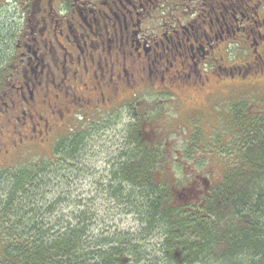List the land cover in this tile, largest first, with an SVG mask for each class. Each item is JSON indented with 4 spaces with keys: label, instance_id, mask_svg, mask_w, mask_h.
Here are the masks:
<instances>
[{
    "label": "flooded vegetation",
    "instance_id": "1",
    "mask_svg": "<svg viewBox=\"0 0 264 264\" xmlns=\"http://www.w3.org/2000/svg\"><path fill=\"white\" fill-rule=\"evenodd\" d=\"M263 99L264 0H0V170L127 116L156 163L212 164L170 185L201 213L263 129Z\"/></svg>",
    "mask_w": 264,
    "mask_h": 264
},
{
    "label": "trees",
    "instance_id": "2",
    "mask_svg": "<svg viewBox=\"0 0 264 264\" xmlns=\"http://www.w3.org/2000/svg\"><path fill=\"white\" fill-rule=\"evenodd\" d=\"M85 132L80 130L61 139L55 149L56 161L77 156L85 147ZM250 134L244 142V160L235 168L237 176L201 213L193 214L174 204L170 186L162 178L158 181L153 177L156 153L148 146L134 138V150L121 159L114 178H119L121 185L125 182L142 190L140 207L145 215V232L157 226L166 230V245L179 249L176 257L170 256L175 264L203 263L208 259L220 264H264V127ZM54 161L48 158L0 170V264H122L117 262L119 248L99 253L97 259L79 254L77 230L44 241L41 225L32 216L37 210L32 212L24 204L48 178Z\"/></svg>",
    "mask_w": 264,
    "mask_h": 264
},
{
    "label": "rangeland",
    "instance_id": "3",
    "mask_svg": "<svg viewBox=\"0 0 264 264\" xmlns=\"http://www.w3.org/2000/svg\"><path fill=\"white\" fill-rule=\"evenodd\" d=\"M104 118L99 123L100 126L98 124L86 130L85 147H82L77 156L62 160L63 162H53L48 178L32 192V199L24 207L33 209L32 212L37 210L32 216L40 223V234L45 242L57 239L68 231L77 230L81 241V253H78L84 254L86 259H97L99 253L119 248L117 262L122 264H175L170 256L176 257L175 253L179 249L178 246L169 248L166 245V230L157 226L145 232V215L140 207L142 190L125 182L121 185L122 181L114 178L121 159H125L134 150L129 143V118L119 115ZM170 142L168 138L162 145L166 147ZM183 145L184 141L178 139L176 148L181 149ZM171 155L173 157L163 158L165 160L157 163L153 173V177L158 181L162 178L166 186L174 183L181 188L190 178L188 173L201 165L211 170L212 164L189 161L179 164L174 158L176 153ZM49 157H57L55 151L47 149L41 157L33 154L29 162L14 167L36 164ZM29 203L31 204L28 205ZM194 206L184 207V210L195 213ZM194 264L220 262L208 259Z\"/></svg>",
    "mask_w": 264,
    "mask_h": 264
},
{
    "label": "water",
    "instance_id": "4",
    "mask_svg": "<svg viewBox=\"0 0 264 264\" xmlns=\"http://www.w3.org/2000/svg\"><path fill=\"white\" fill-rule=\"evenodd\" d=\"M177 193L178 195L184 197L186 196L187 194L191 193V190H188V188H185V189H179L177 190ZM186 201L184 199H181L180 201H176L175 204L176 205H179L180 203H185ZM178 255V254H177Z\"/></svg>",
    "mask_w": 264,
    "mask_h": 264
}]
</instances>
